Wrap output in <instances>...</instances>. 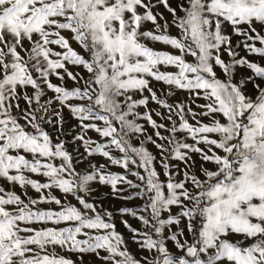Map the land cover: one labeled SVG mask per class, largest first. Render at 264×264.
I'll use <instances>...</instances> for the list:
<instances>
[{
  "label": "snow or ice",
  "instance_id": "snow-or-ice-1",
  "mask_svg": "<svg viewBox=\"0 0 264 264\" xmlns=\"http://www.w3.org/2000/svg\"><path fill=\"white\" fill-rule=\"evenodd\" d=\"M241 45L264 59V0H0V264H264V66Z\"/></svg>",
  "mask_w": 264,
  "mask_h": 264
},
{
  "label": "rangeland",
  "instance_id": "rangeland-1",
  "mask_svg": "<svg viewBox=\"0 0 264 264\" xmlns=\"http://www.w3.org/2000/svg\"><path fill=\"white\" fill-rule=\"evenodd\" d=\"M169 3L171 4L172 7L175 8L176 5H177V0H169ZM154 11H159V12L163 13L164 16L167 19H169V20L171 19V14L168 13L164 9L163 5H159L157 9H154ZM145 27L147 29H151L152 26H151L150 23H148V24H146ZM170 31H171L172 35H175L177 30L175 28H172V29H170ZM239 39H241V38L240 37H233V45H235L236 41L239 40ZM249 43H251V42H249ZM149 46L150 47H154L157 50H170L166 46H163V45H160V44H149ZM257 46H259L258 43H257ZM72 47L79 51V48L75 44V42H72ZM237 50L239 51L240 56H247V58L250 61L258 62V63L261 64V66H264V59H260V58H258L256 56L247 55V53L245 52V50L243 48V45H241V47L239 49H237ZM223 59H225L226 61L228 60V57H227L226 53L223 54ZM169 70H174V69H169ZM69 71H72L73 73H75L77 71H80V69H77L74 66H69ZM217 73L221 77V79L224 78L223 74L220 73L219 69H217ZM247 75H251L250 70H248L246 68H238L237 69V73H236V78L237 79H239L241 76H247ZM52 82L53 83H59V81H57L55 78H52ZM67 86L69 88H71L73 86V83L71 81H67ZM151 86L153 87L154 90H158V89L166 87V86H163L162 84H158L157 82H154V81H153ZM253 92H254V90L252 89L251 84H249L248 85L247 94L248 95H253ZM158 94H159V92H158ZM145 95H147V93H145ZM187 98H188V93L187 92H184L182 90H174V95L171 96L168 99V102L169 103H174V102H178V101L187 102ZM194 99H195V97H194ZM204 103H206V101H204L202 99H196L195 100V104H191L190 106L193 108L194 111L199 112V111H201V109L197 108L196 104H204ZM149 107L150 108H157L158 106L155 105V104L150 103ZM140 111H143V109H140ZM161 111L164 112L165 115L167 114L166 110L161 109ZM153 119L157 120L158 123H165V124H168L170 126V122L169 121L162 120L160 117H156L154 113H153ZM201 120L204 123H208L209 122L207 117H202ZM189 123H194V121H192L191 118H189ZM161 131H162V134L167 135L166 132H164L163 130H161ZM152 133H153V130L151 128H149L148 129V134L151 135ZM73 135H75V133H73ZM88 135H90L95 140H99L100 139L98 137V135L96 133H94V132L90 131L88 133ZM177 135L179 136V135H184V134L178 133ZM153 138L155 139V137H153ZM69 139H70V137H69ZM157 142H160V141H157ZM187 142L188 143H192V141H190V140L187 141ZM77 143H79V142H77ZM200 146L203 147V145H200ZM74 147H75V145H70V146H68V150L72 151ZM147 148L149 149V151L154 156H156L157 161H159L160 157H159L158 150L151 144H148ZM83 151H84L83 148H80V152H83ZM113 154L114 155H119L118 153H115V152ZM192 158L194 160H196L198 164L200 163L198 154H192ZM91 159H93V162L108 163L102 157H95V158H91ZM86 163L87 162L85 161L84 164L78 165L77 166V171H81L82 169H84L86 167ZM172 163L180 164L179 161H173ZM155 166H156L157 170L159 172H161V179L162 180L165 179L163 174H162L163 170L160 168V165H159L158 162H156ZM180 167L183 168V164H180ZM209 167H211V165H209ZM109 171H111L113 173H122L123 169H121L119 167H116V166H110L109 167ZM33 178L42 180L41 177H33ZM129 179L135 180L134 177H129ZM177 179H179V177ZM0 184H3L5 187H8L4 183V181H0ZM93 187L96 189V191L93 192L92 195L97 198V202L98 203H102L105 208H108L110 210L115 211L117 208L125 207V206H127V207H135V206H137V205H139L141 203L139 200H136V201H123V200H120L118 197L114 199L113 195H112V192H111L110 186H101V185H98V184H93ZM9 190H12V189H9ZM14 190L18 194L21 191L18 187L15 188ZM56 194L59 195V193H56ZM29 195L33 196V197H36L38 194H36L35 192L29 190ZM125 195H126V193H125ZM72 203L75 204L76 201L72 200ZM38 207L42 208V209H47V208L55 207V206L54 205L41 204V205H38ZM124 218L129 220V223L132 225V227H134V228H140L141 227V225H140V223L138 221H135V220L131 219L130 217H124ZM120 220H121V217H119V216H117L116 219H115L116 230L124 236L125 240L127 241L129 251L133 255H135L137 258H139L140 255H142V254H146V253H141V252H139L137 250V245L134 244L129 239L131 234L125 229L124 225L120 222ZM34 226L35 227H39V225H34ZM168 246H169L170 249H172L171 242H169ZM57 251H58V254L63 255L66 258H70V259L76 261V264H80V261L78 259L79 254L69 253V252H66V251H60L59 249ZM101 255H105V253L102 252ZM83 264H103V262L98 260L94 254H88V255L84 256Z\"/></svg>",
  "mask_w": 264,
  "mask_h": 264
}]
</instances>
